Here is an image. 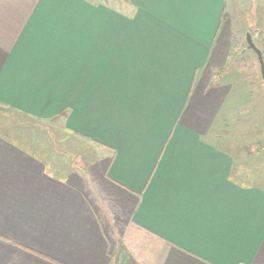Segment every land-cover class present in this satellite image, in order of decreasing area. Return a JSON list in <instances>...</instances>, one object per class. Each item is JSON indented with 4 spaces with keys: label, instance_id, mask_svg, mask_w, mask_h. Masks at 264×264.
Masks as SVG:
<instances>
[{
    "label": "crops",
    "instance_id": "1",
    "mask_svg": "<svg viewBox=\"0 0 264 264\" xmlns=\"http://www.w3.org/2000/svg\"><path fill=\"white\" fill-rule=\"evenodd\" d=\"M236 1L0 0V107L96 145L85 176L99 164L121 206L0 137V264H264V185L238 171L255 158L199 101Z\"/></svg>",
    "mask_w": 264,
    "mask_h": 264
},
{
    "label": "rangeland",
    "instance_id": "2",
    "mask_svg": "<svg viewBox=\"0 0 264 264\" xmlns=\"http://www.w3.org/2000/svg\"><path fill=\"white\" fill-rule=\"evenodd\" d=\"M97 2L104 3L114 8L117 7V5L121 6L123 0H96V3ZM230 5L231 4H229V6ZM248 5V0H237L234 6L231 5L233 33L232 35L230 33V21H226L218 38V48L221 58L218 65L214 64L212 66L210 64L207 72L204 73V81L199 84V86L204 87L202 98L199 100L202 102L203 106L201 114L203 117H206L204 119L205 122L209 124V121H212V124L215 122L212 125V129L215 130L212 139L218 142L224 139L227 140L229 136L233 142L240 145V147L235 149V154L239 156L243 155V144L241 145V140L244 139L239 137V135L241 136L242 133L246 134L252 132V130L247 129L248 131H246V129H243L239 131V129L236 128L235 137L239 140L238 143L230 137L234 136V132L228 130V122L229 124H240L244 122L245 119L247 120V115L252 116L249 122L259 127L264 122V107L261 109L262 112L258 110V102L261 100L264 102V84H261L263 80L260 75L259 67H257V64L253 60V53L247 49L245 42L246 34H250L255 46L258 49V46H260L261 49L264 50V21L258 20L256 17L254 21V9L250 11ZM231 40H233V44H231ZM230 47L231 52H227ZM240 55H243L247 61L244 60V62H241ZM226 56L232 68L228 71V74L222 76L225 71L219 70V68H221L225 61L227 63ZM245 65H250V67L247 66L246 68ZM216 67L219 68L216 69ZM249 75H254L255 77L258 75V77H254L255 80H251ZM219 78L221 80H218ZM250 97L254 99H252L249 105ZM255 98L258 99V101H256ZM244 105H248L247 108ZM198 113L200 114V112ZM246 124L245 122L243 127ZM258 126L255 129H257ZM51 134H53L59 142L57 141L55 143L50 136ZM255 135L252 141L250 139L251 151H249V149L245 150V152L248 151L246 152V158L249 159L248 157L251 155V157L253 156V158H255V161L251 163L248 162L249 166L246 167H249V169L240 167L238 171L242 176L244 172L248 170L245 172L248 178L247 183L253 186H261L264 185V145L262 146L260 143L264 142V131L262 130L260 134L256 132ZM0 137L12 140L15 139L23 148H27L28 145H31V147L35 148L37 151L41 149V151L47 155L52 169L58 171V175L66 178L78 175L82 181L84 183L86 182L91 188L90 196L99 204H103L104 202L107 204V207H109V201H115L112 198H107L104 190H101L99 187L97 182L98 178L96 177L98 176V168H100L99 164L95 165L91 172H89L90 178L85 176V169L90 164L87 162L90 159L87 158L95 156L97 161L98 155L101 153L99 148L90 141L66 131L63 124L59 122L58 119L48 121L36 120L0 107ZM253 144H258L260 147L259 155L257 154L258 156L253 154ZM64 155H69L72 158L71 162L68 161L67 163L66 161L68 159H66ZM83 165L86 166L85 169L82 170L81 168L84 167ZM115 203L117 204L116 207H121L116 201ZM116 210L117 208L115 209L112 207L111 212H116Z\"/></svg>",
    "mask_w": 264,
    "mask_h": 264
},
{
    "label": "trees",
    "instance_id": "3",
    "mask_svg": "<svg viewBox=\"0 0 264 264\" xmlns=\"http://www.w3.org/2000/svg\"><path fill=\"white\" fill-rule=\"evenodd\" d=\"M259 47V49H260V51H261V54H262V58H263V62H264V50H262L261 49V47L260 46H258ZM243 51V50H242ZM241 51V52H242ZM231 52V51H230ZM252 52V51H251ZM253 53V52H252ZM242 54V53H241ZM253 55V60H254V62L257 64V67H259V64H258V61H257V58H256V56L254 55V53L252 54ZM241 56V62L243 61L244 62V60H246L247 61V59L243 56V55H240ZM230 63V61H228V65H226L225 67H222V68H220L219 70H224L225 71V73H224V75H222V76H225L226 74H228V71L232 68L231 67V65L229 64ZM246 66V65H245ZM247 66H249L250 67V65H247ZM247 66H246V68H247ZM259 71H260V68H259ZM215 76H216V74H215ZM252 76V75H251ZM217 77V76H216ZM257 77H258V75H257ZM218 80H221L220 78L218 79ZM261 84H264V82L263 81H261ZM252 99H254V98H251L250 97V100H249V103H251V101H252ZM256 99V98H255ZM256 101H258V99H256ZM259 103V108H258V110H259V112L261 111L262 112V107H263V101L261 100V101H259L258 102ZM263 115V114H262ZM252 116L251 115H247V120L245 119V121L244 122H241L240 124H237V123H233V124H229V122H228V130L229 131H231V132H234V136H230V137H232V139L234 140V141H236V142H238L239 143V140L238 139H236V132H235V129L237 128V129H239V131L241 130H243V129H246V131H248L247 129H250V130H252V132H249V133H246V134H241V136L239 135V137H241V138H244L243 140H241V145L243 144H245L244 146H243V150H248L249 149V151H251V141H252V139L256 136L255 135V133L256 132H258V134H260V132L263 130L264 131V122L261 124V126L259 127L258 125H256V124H252L251 122H249L250 121V118H251ZM260 119H262V118H260ZM247 123L244 127H243V125H244V123ZM251 123V124H250ZM256 125V126H255ZM227 126H226V129H227ZM258 126V128L257 129H255L256 127ZM51 137H52V140L56 143L57 141L59 142V140L57 139V138H55V136L53 135V134H51L50 135ZM250 139H251V141H250ZM10 141H12V142H14L15 144H17L18 145V143H17V141L14 139V140H12V139H9ZM225 140V139H224ZM250 141V142H249ZM259 141V140H258ZM263 141H264V139H263ZM260 144H262V146L264 145V142L263 143H260ZM253 147H254V149H253V154L255 155V156H258L259 155V145L257 144V145H255V144H253ZM264 148V147H263ZM28 152H30L31 154H34V153H36V154H38V156H40V157H42L43 158V161H44V164H45V166H46V168H47V170L49 171V172H52L53 174H54V176H56V177H59L60 175H58V171L56 170V169H52V165H51V163H50V161L48 160V158H47V155L43 152V151H41V149H38L39 151H37L35 148H32L31 147V145H28L27 146V148H25ZM38 152V153H37ZM41 154V155H40ZM258 154V155H257ZM65 156V155H64ZM253 157V156H252ZM65 158L66 159H68L66 162L68 163V161H70L71 162V160H72V158L69 156V155H66L65 156ZM87 159H90L89 161H87L88 163H90V164H94L95 162H96V157L95 156H90L89 158H87ZM84 167H82L81 169L83 170V169H85V166L86 165H83Z\"/></svg>",
    "mask_w": 264,
    "mask_h": 264
},
{
    "label": "water",
    "instance_id": "4",
    "mask_svg": "<svg viewBox=\"0 0 264 264\" xmlns=\"http://www.w3.org/2000/svg\"><path fill=\"white\" fill-rule=\"evenodd\" d=\"M245 42H246L247 49L252 51L256 55L259 68H260V75L262 77V80L264 81V62H263L261 51L255 46L250 34H246Z\"/></svg>",
    "mask_w": 264,
    "mask_h": 264
}]
</instances>
